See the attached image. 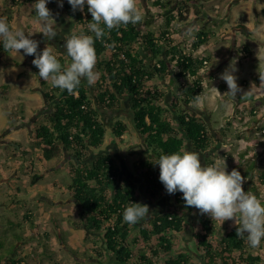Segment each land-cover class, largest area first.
Wrapping results in <instances>:
<instances>
[{
	"label": "trees",
	"instance_id": "obj_1",
	"mask_svg": "<svg viewBox=\"0 0 264 264\" xmlns=\"http://www.w3.org/2000/svg\"><path fill=\"white\" fill-rule=\"evenodd\" d=\"M59 1L67 17L80 31L91 34L86 27L92 19L87 5L83 11H73L67 0ZM201 1L206 0H147L152 7H147L140 23L113 29L102 40L95 42L99 79L91 86L82 81L77 95L61 92L51 82L40 79L38 69L33 65L45 102L53 103L48 122L34 128V138L40 149L38 160L42 163L50 162L62 153L73 158L69 170L71 181L66 189L79 206L80 223H74V226L82 228L89 235L101 236L100 247L109 255L108 264H195L193 255L188 252H181L163 262L155 258L160 250L163 253L170 252L174 245L172 236L184 229L187 219L180 208L189 211L194 208L185 205L183 194H172L173 204L170 208L156 214L149 213L138 224L129 225L123 221L124 209L130 203L147 204L141 200L135 183L119 178V169L110 155H95L91 151L102 146L107 130L100 117L101 110H115L125 104L132 114L134 129L151 155L139 164L147 185L146 192L151 199H158L166 191L159 181V166L156 164L160 155H171L182 148L199 154L207 151L212 138L209 122L200 114L199 106L194 105L193 97L203 93L210 57H197L194 51L216 38L217 34L211 28L198 30L189 52L174 40L175 33H178L177 26L187 22L191 8L194 16L201 18ZM12 2L20 7L31 5L30 14L36 16V0ZM152 8L157 11L156 15ZM0 16H4L1 10ZM157 18H161L164 23L162 29L155 31L153 24ZM11 20L8 16V25ZM233 29L244 31V35L250 33L242 22ZM243 50L246 54H253L248 43L244 44ZM0 51L5 52L2 43ZM56 57L62 66L66 67L70 62L61 51L57 52ZM213 77V74L208 75L209 80ZM177 83L179 90L171 91V101L165 105L166 94ZM222 86L227 88L226 84ZM259 86L264 88L262 84ZM261 94L253 98L261 97ZM229 126L230 123H227L219 130L214 129L218 146L224 142ZM128 131L129 125L121 120L112 127L117 138ZM252 144L263 143L255 141ZM247 156L246 151L240 153L233 168L246 180L253 182L254 172L258 168L255 160L257 155H249L251 160L242 169L241 163ZM40 179L39 174L33 175L31 184H36ZM258 179L264 186V168ZM248 189L264 203L255 185H249ZM25 220L35 225L28 212ZM194 224L192 238L201 264H262L260 248L251 249L243 239L236 236V229L228 231L219 243L214 244L211 240L214 222L203 218ZM59 235L66 250L76 256L77 253L67 243L62 231ZM153 245L158 251H152ZM42 247L46 255L51 257L53 253L47 245ZM4 263L20 264L21 259H6Z\"/></svg>",
	"mask_w": 264,
	"mask_h": 264
},
{
	"label": "rangeland",
	"instance_id": "obj_2",
	"mask_svg": "<svg viewBox=\"0 0 264 264\" xmlns=\"http://www.w3.org/2000/svg\"><path fill=\"white\" fill-rule=\"evenodd\" d=\"M12 1L0 0V10L5 17H11L9 25L12 31L19 29L26 35L32 34L29 38L39 42L38 52L51 46L53 55L57 56L62 44V50L66 51L64 39L68 35L81 33L67 17L63 6H58L59 0H49L47 6L53 13L58 29L54 40H47L39 33L34 22L36 16L30 14L31 5L20 7L12 4ZM202 3L201 18H196L191 8L187 22L177 26L178 34L181 32L183 43L188 45V49L198 30L211 28L217 34L209 43L210 47L197 53L198 57H210L209 70L205 74L206 87L202 95L209 98L214 94L211 87L223 94L228 91V88H223L222 84L226 83L220 79V75L233 61L236 69L233 75L237 77L236 82L241 89L236 98L216 97L213 102L207 99L201 106L208 111L215 128L218 126L220 129L230 123L229 131L223 138L225 145L218 146L213 136L206 152L213 156L212 164L218 156L224 158L228 172L234 169L233 165L243 151L248 156L241 163L242 169L251 160L249 155H257L255 160L258 168L254 172L253 182L245 179L243 189L247 192L250 191L249 185H255L264 199V186L258 179L264 168V94H261L264 88L259 86L264 85V0H206ZM149 6L152 7L147 0H137V7L143 17ZM152 12L154 15L157 13L153 8ZM241 22L249 28V35L233 29ZM163 23L161 18H157L153 30L162 29ZM245 43H248L253 54L244 52ZM33 58L24 55L22 50L18 54L0 51V256L3 257L0 264L13 258L21 259L20 264H108L109 255L100 247L101 236L89 235L82 228L74 226V223H80L79 206L66 189L71 181L69 170L73 158L62 153L50 162L42 163L38 160L40 149L34 138V128L48 122L53 103L44 100L40 82L34 73ZM210 74L215 79L209 80ZM178 86L174 85L175 90H179ZM24 92L27 94L24 95ZM258 94L262 96L253 98ZM204 116L208 120V115ZM120 119L124 120L125 117ZM255 141L263 144H252ZM95 150L93 153L96 154ZM36 174L41 179L32 185V176ZM165 194L167 197L172 196L167 192ZM164 203L162 199L158 209H165ZM180 211L185 212L187 219L185 234L175 233L172 236L174 245L171 251L163 253L160 250L154 257L158 262H163L181 252H188L193 255L195 264H201L199 252L191 240L195 230L191 223L196 225L200 219H212L200 214L196 208L192 211L180 208ZM27 212L34 226L25 220ZM213 222L215 226L211 240L214 244L219 243L228 231L236 229L234 221H225L222 225L220 221ZM60 231L77 253L76 256L71 255L62 245ZM44 244L52 251L51 257L44 252ZM11 247L16 253L11 251ZM153 247L152 251L156 250ZM260 252L264 264V241L261 242Z\"/></svg>",
	"mask_w": 264,
	"mask_h": 264
},
{
	"label": "clouds",
	"instance_id": "obj_3",
	"mask_svg": "<svg viewBox=\"0 0 264 264\" xmlns=\"http://www.w3.org/2000/svg\"><path fill=\"white\" fill-rule=\"evenodd\" d=\"M48 2L36 0L34 22L39 33L47 40H52L58 29L53 13L46 6ZM67 3L73 11H83L86 4L92 19L86 25L91 34L81 32L64 39L65 54L70 61L66 67L53 55V47L46 46L38 52L39 42L29 38L32 34L26 35L19 29L12 31L5 16H0V43L5 52L18 54L22 50L24 55L34 56L32 64L38 69L40 79L50 81L61 92L77 95L82 81L91 86L99 79L100 73L95 71V42L102 40L113 29L140 23L143 15L137 8V0H67ZM58 6L62 7V2H58ZM234 64L235 61L220 75L228 91L221 94L217 88L211 87L215 97L236 98L241 91L236 82L237 77L233 75L236 71ZM207 99L198 94L193 97V103L203 106ZM156 164L159 166V181L169 195L182 193L187 207L198 209L200 214L208 215L212 221H220L221 225L225 221H234L236 236L251 249L260 248L264 241V203L252 191H244L245 178L239 171H226L224 158L218 156L213 164L202 166L198 152L182 148L171 155H160ZM148 214L147 205L130 203L123 211V221L136 225Z\"/></svg>",
	"mask_w": 264,
	"mask_h": 264
},
{
	"label": "crops",
	"instance_id": "obj_4",
	"mask_svg": "<svg viewBox=\"0 0 264 264\" xmlns=\"http://www.w3.org/2000/svg\"><path fill=\"white\" fill-rule=\"evenodd\" d=\"M202 2L203 1H201V5L203 4ZM189 33H191V31L188 32L187 34H189ZM174 40L176 43H180L182 46H185L187 52L190 51V49H188V45H185L183 43L184 37L181 36V32H179V34L175 33ZM211 41H212V39L207 44L201 46L199 49L194 51V55L198 57L197 53L200 52L201 50H204L205 47H210L209 43H211ZM201 57H203V56H201ZM213 79H215V77H213ZM205 83H206V80H205ZM205 87H206V85H203L204 89H205ZM171 91L176 92L174 86H173L172 90H169L168 94H166L165 105H169V103L171 101V93H172ZM203 93H204V91H203ZM23 94L25 95L27 93L24 92ZM221 94H223V93H221ZM208 100H209V102L215 101L216 100L215 94H211V96L208 98ZM198 106H199V111H200L201 115H203V116L205 114L208 115L207 117H208V122H209V128H210L211 135L213 137L214 136V132H213L214 129L219 130V128H218V126H216L217 128H215L212 125L211 116H209L208 111L202 109V107L200 105H198ZM100 117H101L102 121L104 122L107 130H106V134H105L104 142H103L102 146H100V148L95 150L96 154L93 153L94 150H92L91 153H93L95 155H98L101 153L108 154L114 159V161L117 164V167L119 169V178L120 179H129L130 181H132L133 183L136 184L138 194L140 195L141 200L144 203H146L147 206L149 207V213L150 214L160 213L163 210H165L166 208H170L173 204V196L167 197L165 194L166 191L158 199H151L149 197L148 193L146 192L147 191V185H146V182L144 179V175L139 168V164H140L142 159H146L151 155H149L150 153L146 149L144 142H143V139L139 136V134L137 133V131L134 129V127L132 125V114H131L129 108L125 104H122V106L119 109L101 110ZM123 117H125V119L121 120L120 118H123ZM119 120L126 122L129 125L128 133L121 136V138H117L116 136H114V134L112 132V127ZM216 125H218V124H216ZM222 144L225 145V143L223 142V143H220L219 146ZM212 157L213 156L208 155L207 152L200 154L201 165L202 166H204V165L207 166V164L211 165L212 164ZM162 199H164V202H165L164 203L165 209H158ZM186 227H187V223H186L184 229L177 234H185ZM191 240L193 241V238H191Z\"/></svg>",
	"mask_w": 264,
	"mask_h": 264
},
{
	"label": "flooded vegetation",
	"instance_id": "obj_5",
	"mask_svg": "<svg viewBox=\"0 0 264 264\" xmlns=\"http://www.w3.org/2000/svg\"><path fill=\"white\" fill-rule=\"evenodd\" d=\"M55 38H53L52 40H54ZM63 39V38H62ZM61 39V40H62ZM56 44V43H55ZM63 45V44H62ZM62 45H61V49L59 50V51H61V52H64L65 53V51L64 50H62L63 49V47H62Z\"/></svg>",
	"mask_w": 264,
	"mask_h": 264
}]
</instances>
